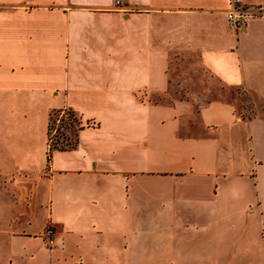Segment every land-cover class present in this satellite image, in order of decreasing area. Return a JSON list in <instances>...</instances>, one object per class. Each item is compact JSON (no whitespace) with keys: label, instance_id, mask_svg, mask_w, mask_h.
Returning <instances> with one entry per match:
<instances>
[{"label":"crops","instance_id":"0c3cea01","mask_svg":"<svg viewBox=\"0 0 264 264\" xmlns=\"http://www.w3.org/2000/svg\"><path fill=\"white\" fill-rule=\"evenodd\" d=\"M227 5L0 0V238L11 255L36 256L49 222L48 263L264 264V17L232 30ZM181 63L241 88L254 114L222 98L195 112L193 91L151 100L188 84ZM67 109L75 145L49 151L50 113Z\"/></svg>","mask_w":264,"mask_h":264},{"label":"rangeland","instance_id":"374dc122","mask_svg":"<svg viewBox=\"0 0 264 264\" xmlns=\"http://www.w3.org/2000/svg\"><path fill=\"white\" fill-rule=\"evenodd\" d=\"M175 56V55H174ZM190 58V59H189ZM172 59H176V56ZM187 59L196 61V54L192 57H184L183 61ZM180 70H178L181 78L187 79L188 84L181 85V80H172L171 90L169 95H153L150 99L157 102H166L171 99L176 98H188L189 94L186 92L193 91L197 94L198 102L194 103V111L196 112L201 104L206 103L212 99L222 98L233 102L236 105L237 111L242 115H252V111H248L250 103H252V96L248 95L239 87L227 86L222 81L216 77L209 69L202 67L198 64L192 65L191 68L185 66L184 64H179ZM249 104V105H248ZM248 109V110H247ZM64 111V112H63ZM52 117L50 121L48 120V145L56 148H70V146L76 141L75 132L78 128L79 120L78 117L73 113L69 115L67 110L52 111ZM66 121H72V125H66ZM147 216V215H145ZM144 216V217H145ZM38 223L42 225L45 219V215H39ZM3 221H0V223ZM1 226V225H0ZM47 226H51L49 222H46L43 229L36 233L35 235L40 237V251L36 256L34 255H21L13 256L9 253V240L0 238V264H55L53 260L50 263L45 261L46 250L52 251L56 245L49 247L44 244L42 240V233ZM144 231H148L150 224L144 219ZM21 233L16 234H24ZM12 234V233H9ZM29 235H34V233H29ZM38 243V242H35ZM36 247H39L38 245ZM149 259L150 257H143ZM113 264V262H112Z\"/></svg>","mask_w":264,"mask_h":264},{"label":"built area","instance_id":"2783aa9c","mask_svg":"<svg viewBox=\"0 0 264 264\" xmlns=\"http://www.w3.org/2000/svg\"><path fill=\"white\" fill-rule=\"evenodd\" d=\"M114 5L119 10L125 11L123 0H114ZM225 16L228 27L237 31L250 19L264 17V4H250L244 0H228ZM42 240L49 247L56 244V232L52 226H47L44 229Z\"/></svg>","mask_w":264,"mask_h":264},{"label":"trees","instance_id":"16d2710c","mask_svg":"<svg viewBox=\"0 0 264 264\" xmlns=\"http://www.w3.org/2000/svg\"><path fill=\"white\" fill-rule=\"evenodd\" d=\"M58 111H59V110H58ZM67 111H68V113H69L70 116L73 115V112H72L71 110H68V109H67ZM52 115H53V114L50 113L49 121H50ZM72 124H73L72 121H66V125H72ZM48 125H49V124H48ZM48 127H49V126H48ZM74 145H75V142H74L70 147H73ZM52 149H64V148H56L55 145H54L53 147H50V146H49V151H51ZM48 153H49V152H48Z\"/></svg>","mask_w":264,"mask_h":264}]
</instances>
